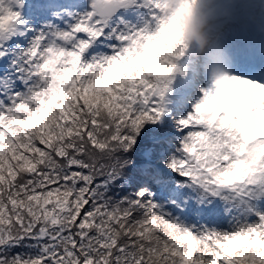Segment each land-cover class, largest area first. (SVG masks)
I'll use <instances>...</instances> for the list:
<instances>
[{
    "label": "snow or ice",
    "instance_id": "1",
    "mask_svg": "<svg viewBox=\"0 0 264 264\" xmlns=\"http://www.w3.org/2000/svg\"><path fill=\"white\" fill-rule=\"evenodd\" d=\"M129 3L91 4L67 28L37 32L21 53L34 87L0 110V248L47 241L39 255L11 264H264V211L250 204L257 219L231 231L175 214L188 206L184 188L201 193V205L264 198V82L223 77L202 90L193 112L172 116L165 96L179 12L168 18L165 0H145L154 28L119 34L110 56L89 55ZM24 7L0 0V36L34 31L21 27ZM30 7L44 16L53 5ZM148 124L157 127L134 164ZM173 174L183 178L178 186Z\"/></svg>",
    "mask_w": 264,
    "mask_h": 264
},
{
    "label": "clouds",
    "instance_id": "2",
    "mask_svg": "<svg viewBox=\"0 0 264 264\" xmlns=\"http://www.w3.org/2000/svg\"><path fill=\"white\" fill-rule=\"evenodd\" d=\"M119 0H90L98 10L118 4ZM221 0H165V14L168 18L179 12L176 23L170 31L177 34L174 48L177 59L189 56L193 51V59L207 74L208 79L215 84L223 77H230L231 54L222 42H214L212 28L215 22V11ZM235 0H233V3ZM183 7V11L180 9ZM175 71L184 73L183 65L176 63ZM229 82L222 87L227 88Z\"/></svg>",
    "mask_w": 264,
    "mask_h": 264
},
{
    "label": "trees",
    "instance_id": "3",
    "mask_svg": "<svg viewBox=\"0 0 264 264\" xmlns=\"http://www.w3.org/2000/svg\"><path fill=\"white\" fill-rule=\"evenodd\" d=\"M135 153L133 154V162ZM47 241L34 238H24L18 243L11 244L0 248V258H3L11 264V261L17 257L21 259H29L40 254L41 247Z\"/></svg>",
    "mask_w": 264,
    "mask_h": 264
},
{
    "label": "rangeland",
    "instance_id": "4",
    "mask_svg": "<svg viewBox=\"0 0 264 264\" xmlns=\"http://www.w3.org/2000/svg\"><path fill=\"white\" fill-rule=\"evenodd\" d=\"M113 53H108L107 55L110 56L112 55ZM13 105H11L9 108H11ZM145 138V137H144ZM182 179L181 178H176L175 181H176V184L177 186L179 185V182L181 181ZM169 193L168 192H165V194L163 196H168ZM179 195L182 196L185 201L188 200L189 197H192L195 201V207L197 208V205H198V202L197 200L195 199L197 196L201 195V193H198L196 191H194L192 188H185L184 191H179ZM176 215H180L181 214V211L180 209L177 210L175 212ZM235 217V213L233 214V216H226L225 214H220V215H217L215 216V219L219 220V224L221 227H224V226H232L234 227L235 225L237 227H240L241 225H243L242 223H239L238 221L236 220H233ZM225 229H228L229 231H231L232 229H229V228H225Z\"/></svg>",
    "mask_w": 264,
    "mask_h": 264
}]
</instances>
